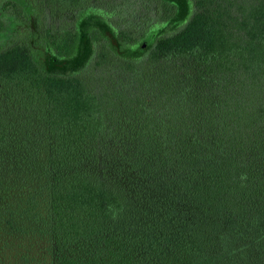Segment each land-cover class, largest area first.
<instances>
[{"label":"trees","instance_id":"1","mask_svg":"<svg viewBox=\"0 0 264 264\" xmlns=\"http://www.w3.org/2000/svg\"><path fill=\"white\" fill-rule=\"evenodd\" d=\"M96 1L0 0V264H264V0Z\"/></svg>","mask_w":264,"mask_h":264},{"label":"flooded vegetation","instance_id":"2","mask_svg":"<svg viewBox=\"0 0 264 264\" xmlns=\"http://www.w3.org/2000/svg\"><path fill=\"white\" fill-rule=\"evenodd\" d=\"M100 16L112 28L151 26L163 23L165 3L162 0H97ZM153 7L152 9H150ZM154 9V16L149 12ZM152 12V13H153ZM138 18V19H136ZM180 23L178 26H182ZM170 30V27H167ZM167 30V31H168Z\"/></svg>","mask_w":264,"mask_h":264},{"label":"rangeland","instance_id":"3","mask_svg":"<svg viewBox=\"0 0 264 264\" xmlns=\"http://www.w3.org/2000/svg\"><path fill=\"white\" fill-rule=\"evenodd\" d=\"M152 8H153V7H151L150 9H152ZM153 11H154V9L151 10V11L149 12V15H153V16H154V12H153ZM152 12H153V13H152ZM54 18H56V20L58 21V19H57L58 16H54L53 19H54ZM66 19H67L68 21H71V20H69V18H67V17H66ZM136 19H138V18H136ZM59 22H60V21H59Z\"/></svg>","mask_w":264,"mask_h":264}]
</instances>
